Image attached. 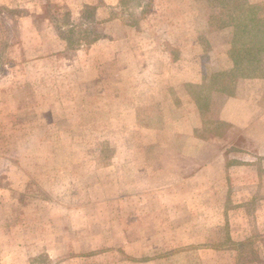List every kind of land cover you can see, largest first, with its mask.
<instances>
[{
    "label": "rangeland",
    "instance_id": "rangeland-1",
    "mask_svg": "<svg viewBox=\"0 0 264 264\" xmlns=\"http://www.w3.org/2000/svg\"><path fill=\"white\" fill-rule=\"evenodd\" d=\"M261 30L264 0H0V264H205L187 241L221 244L214 264H264V169L190 203L195 187L139 174L145 160L165 170L180 119L166 100L200 79L197 43L210 81L261 75ZM241 132L201 130L235 152ZM245 186L248 217L233 208Z\"/></svg>",
    "mask_w": 264,
    "mask_h": 264
},
{
    "label": "crops",
    "instance_id": "crops-1",
    "mask_svg": "<svg viewBox=\"0 0 264 264\" xmlns=\"http://www.w3.org/2000/svg\"><path fill=\"white\" fill-rule=\"evenodd\" d=\"M260 33V35H257V40L259 42L257 43L256 41V43L261 46L257 48L256 51H259L261 48V51L264 52V31L261 30ZM184 34L186 33L181 32V40ZM184 40L185 39L181 41L179 46L177 44L175 48H180L182 51L181 54L183 56L181 58V65L184 66L185 63L187 68L191 63L189 61L190 57L188 56L191 46L188 44L189 42L187 40ZM197 44V51L192 52L197 56L195 58L196 62H192V66L199 71L201 75L199 77L200 79L202 78V80L196 78L197 80H193L192 83L183 80L180 84V99L176 101L170 99L166 100V109H169L171 112L176 111V113H179L180 119L179 123H177V127H174L176 126L174 124V128L171 127L173 128L172 131L174 130L173 136H171L167 146L165 145V148L167 147L166 149L168 150L167 152L171 153L169 154L170 158L165 161V170H160L163 166L162 164L158 167L157 164L152 162L148 163V161L146 163L145 160L146 165L143 167L142 172H139L141 178H145L146 174L149 179H152L153 176L151 174L161 173L165 175V178L171 179L173 182L181 183L183 186L189 184L195 187V189L188 192L185 196L181 195V198H183L182 202L185 201L189 203L191 202L188 200L190 199V195H195V198L199 199L207 197V184L205 182H215L213 187L212 184L209 185V189L215 191H226L230 189V191L232 190V194L230 195L234 196L235 187L231 188L229 186L230 181H240L246 184V182L250 181L249 176L252 170H257L259 168L262 174L264 169V56L258 57L259 61L258 63L256 62L257 65L252 64V66H257L258 68L261 67V75L260 73H253L247 74L248 76H241L240 73H235L233 78L231 76H225L217 80L216 77H212L213 80H211V82V77H208L203 71L205 66L201 65V62H198V58L202 52L200 49H203V46L199 44V42ZM173 45L175 46L176 44ZM251 45H254L253 42ZM172 52L171 48V53ZM170 60L171 55H169V63H167V66L171 64ZM215 70L219 71L220 68ZM202 81L204 83H202ZM171 84H174V82ZM204 92L206 97L203 94ZM157 112H160V110ZM216 123H228L235 128L241 129V135L243 134V136H245L244 138L249 142V145L240 149V152H235V148H232V146L230 147V144L229 146L225 144L220 145L219 141L208 140L205 135L201 134V130L205 125ZM258 127H262L260 131L261 134H259L258 130L260 129ZM158 132L162 135L163 129L158 128ZM191 156L192 158H190ZM258 179L261 181L264 180L262 177ZM153 189H155V187H153ZM144 190L150 192L152 189ZM247 194V188L245 186L243 198L236 201L237 205L235 204L233 206L236 212L242 213L245 217L258 213L259 211L257 209L254 210V212H250L243 208L245 202L251 200L250 198L255 196L249 193V195L245 197ZM220 195L221 194H219V196ZM159 196L163 197L162 195ZM213 196H216V194ZM175 207L169 205L167 210L173 212ZM235 236L234 233H231V237H229L230 247L237 242V237ZM134 244H138V242ZM194 244L201 245L202 247L199 248V252L201 253L203 251V254L207 256L203 257L205 255H201L200 261L205 262V264H214L215 261L218 260V258H214V253L208 254V252H215L217 249L215 246L221 244L187 241V245ZM227 250L230 251L231 249ZM219 256L221 255L216 254V257ZM142 260L145 259H139V261ZM146 261L154 262L157 260L150 258Z\"/></svg>",
    "mask_w": 264,
    "mask_h": 264
},
{
    "label": "trees",
    "instance_id": "trees-1",
    "mask_svg": "<svg viewBox=\"0 0 264 264\" xmlns=\"http://www.w3.org/2000/svg\"><path fill=\"white\" fill-rule=\"evenodd\" d=\"M232 247L238 249V254L240 255L243 254L244 252H247L253 255V257L257 260L261 258L260 257L261 250L259 249V247L253 246V244H251V238H248L243 241H237L232 245Z\"/></svg>",
    "mask_w": 264,
    "mask_h": 264
}]
</instances>
